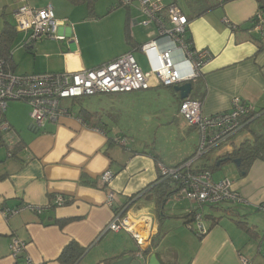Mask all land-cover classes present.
Here are the masks:
<instances>
[{
  "label": "crops",
  "instance_id": "obj_1",
  "mask_svg": "<svg viewBox=\"0 0 264 264\" xmlns=\"http://www.w3.org/2000/svg\"><path fill=\"white\" fill-rule=\"evenodd\" d=\"M103 1H107L105 8L101 0H96L90 12L85 5H73L68 0H0L2 27L6 23L14 26L13 14L23 4L36 9L51 6L55 20L62 23L58 29L61 40L28 42L16 32L15 49L10 53L12 71L24 76L90 70L131 52L142 71L148 72V61L137 49L156 38L155 25L146 27L151 28L152 35L142 37L140 30L146 28L140 25L142 16L137 3L127 8L119 5L120 0ZM163 2L178 7L176 0ZM183 3L185 11L178 8L189 22L187 38L191 48L206 50L211 55L201 77L191 83L188 98L201 103L205 117L229 112L233 99L238 98L264 119V35L253 31L250 23L258 9L257 0H183ZM173 59L178 70L185 74L187 65L181 55L175 54ZM174 87L159 86L152 79L147 90L120 94L158 104L160 116L166 119L158 126L191 140L189 149L169 157L154 150L150 154L132 149L129 137L121 130L108 128L118 126L113 115L99 117L96 112L86 110L91 116L85 119L81 109L73 111L76 100L63 102L72 111L71 117L46 123L39 129L30 117L26 121H9L4 116L20 142V149L12 155L1 137L0 149L4 152L0 153V264L16 262L9 251L12 238L25 245L22 259L31 264H59L57 258L70 241L88 248L79 264H104L107 259L127 258L139 250L132 236L125 231L105 230L118 212L136 225L140 224L136 222L138 218L146 222L145 229L137 226L144 238L149 237L145 238L143 250L156 255L161 264H243L241 257L248 264H262L264 213L256 207L264 202V162H254L244 177L236 167L230 169L231 164L217 170L221 176L216 182L231 180L232 189L245 203L205 207L204 224L209 231L202 238L185 226L184 218L194 209L188 201L170 199L162 210V218L155 213L153 195L155 187L163 181L159 164L175 167L190 159L200 144L197 128L179 113L183 100ZM159 90L166 91L159 94ZM103 95L117 94L97 96ZM136 110L145 117V122L155 119L156 113L149 106ZM248 138V131L242 129L194 165H213L217 158ZM106 172L112 178L103 185L100 178ZM109 194L113 195L112 205L107 203ZM58 198L64 200L62 205L56 204ZM169 203L172 206H167ZM22 205L44 210L40 214L22 211L4 217V210ZM64 219L75 220L60 229L55 221ZM213 220L216 224L211 227ZM241 222L254 229L257 240L250 239L237 227ZM252 242H257L258 247L253 248Z\"/></svg>",
  "mask_w": 264,
  "mask_h": 264
},
{
  "label": "built area",
  "instance_id": "obj_2",
  "mask_svg": "<svg viewBox=\"0 0 264 264\" xmlns=\"http://www.w3.org/2000/svg\"><path fill=\"white\" fill-rule=\"evenodd\" d=\"M258 9L254 15L253 31L264 35V0H257ZM137 3L142 16L140 25L144 28L151 25L156 27V38L138 47L147 59L149 71L144 72L137 64L131 52H127L115 60L103 64L95 69L77 72L45 73L39 75H16L0 55V135L11 147L18 143L15 133L6 123L4 116L11 101L25 102L29 108V117L36 127L42 128L46 123H58L62 118L71 117L72 111L63 106L64 101H75L82 97H92L101 94H121L144 91L150 88V81L163 87H173L184 83H193L201 77L204 66L210 61L211 55L206 50L196 51L188 42L187 31L189 22L180 9L173 4H164L163 0H120L119 5L129 7ZM14 27L17 33L26 37L28 42L40 40H61L58 35L62 24L54 18L51 6L41 9L21 5L13 14ZM180 54L187 65V72L182 74L173 59V55ZM179 113L191 126L200 133V144L191 159L175 167H164L159 164L160 178L172 179L177 183L176 192L172 195V202L186 200L193 206L192 221L186 228L197 237L207 234L208 228L204 224L203 209L215 207L223 203L242 204L245 201L232 189L231 180L224 178L213 181L208 171L191 172L194 163L209 153L216 146L229 141L244 127L242 120L257 117L254 108L244 104L240 99L232 101L229 112L218 113L205 117L201 113L199 101L183 100ZM121 144L124 141H120ZM112 178L106 172L100 178L101 184H107ZM113 195L107 198L108 205H112ZM64 200L58 198L56 204L62 205ZM256 209L264 213V202ZM44 208L22 205L16 209L4 210L5 218L22 211L40 214ZM140 224L131 222L123 212L115 214L106 226V231H125L134 239L138 252L136 256L143 264H147L148 257L143 255V246L147 238L139 232L137 226L144 229L146 222L136 219ZM25 245L16 238H12L9 251L13 259H17L24 251ZM243 264L248 261L240 258ZM24 264H31L28 259Z\"/></svg>",
  "mask_w": 264,
  "mask_h": 264
},
{
  "label": "trees",
  "instance_id": "obj_3",
  "mask_svg": "<svg viewBox=\"0 0 264 264\" xmlns=\"http://www.w3.org/2000/svg\"><path fill=\"white\" fill-rule=\"evenodd\" d=\"M73 5H85L90 12H92V8L96 2V0H68ZM199 16V14L195 15V17ZM251 29L254 24V17L250 20ZM16 37L15 27L10 24H5L0 30V55L6 60L8 66L12 70L11 58H10V50L13 44V41ZM128 38V34H127ZM189 42V41H188ZM80 114L85 118H90V114L84 110H80ZM244 124L243 129L247 130L250 138L243 140L238 145L233 146V149L230 153L223 155L216 159L213 165H193L190 168L191 172H202L208 171L211 174L220 169L223 165L232 164L234 161H238L239 164L236 166L237 172L241 177L246 176L252 164L256 161L264 162V119L262 115H258L257 117H248L242 120ZM20 143V142H19ZM15 144L11 147V153L14 155L17 150L20 149V144ZM0 146H3V142L0 135ZM152 154V152H149ZM193 157V156H192ZM191 157V158H192ZM190 158V159H191ZM189 159L185 160L187 162ZM182 162V163H184ZM178 164L177 166L181 165ZM217 163L219 165L217 166ZM83 184H88L94 186V183L82 181ZM177 183L172 179L163 180L155 187V192L153 195L154 204H155V213L158 218H162L164 215L163 209L168 201L171 199L172 195L176 192ZM132 200V199H131ZM211 218V217H210ZM186 224L192 221V214L190 213L185 218ZM212 219V218H211ZM75 219H64L55 221L56 225L62 229L67 224L73 222ZM216 224V221L213 220L211 227ZM237 227L242 230L247 236L252 240H257L258 235L254 231L252 227H248L245 223H237ZM209 231V230H208ZM202 238V237H200ZM88 248L81 247L75 241H70L63 249L61 250L57 261L59 264H79L81 259L86 254ZM143 255L148 257L150 255V251H143ZM121 259V257H117L114 259H107L103 261L104 264H112L114 261ZM22 255H19L16 259L15 264H24Z\"/></svg>",
  "mask_w": 264,
  "mask_h": 264
},
{
  "label": "rangeland",
  "instance_id": "obj_4",
  "mask_svg": "<svg viewBox=\"0 0 264 264\" xmlns=\"http://www.w3.org/2000/svg\"><path fill=\"white\" fill-rule=\"evenodd\" d=\"M212 1V0H211ZM178 7L185 11L183 0H176ZM210 2V1H209ZM101 5L105 8L107 6V1L104 2L101 0ZM2 29V22L0 20V30ZM140 30V29H139ZM141 36L146 34L147 36L152 35L151 28L146 30H140ZM148 32V33H147ZM142 36V37H143ZM16 43L12 45L10 53L15 49ZM163 91L159 90V94H162ZM74 104L73 111L77 112L80 109H85L88 111L96 112L99 117L101 116H110L113 115L115 118V124H118L117 127L110 125L109 129L121 130L127 137H129V144L132 149H143L146 152L161 153L166 157L171 156L172 154H179L181 151L189 149L191 145L190 139H185L182 134H175L174 130H165L166 127L158 126L159 123L165 122V117L160 116V110L158 104L150 100H133L127 96L120 94L117 95H103V96H92V97H82L76 100ZM162 102L161 100H158ZM140 106H149L152 111L156 113L155 119L145 122L144 118L141 117L140 113L137 112V107ZM157 107V108H156ZM155 108V110H153ZM131 109V110H129ZM30 108L25 102L11 101L8 103V108L5 113L6 119L12 121L16 120H29ZM28 118V119H27ZM30 123V121H29ZM145 130L146 132H143ZM149 132V133H148ZM170 133V134H167ZM194 133V132H192ZM133 140L134 142H132ZM131 141V142H130ZM146 146V147H144ZM4 151L0 149V153ZM226 167V166H225ZM230 169H236L234 164L228 166ZM221 172H214L212 174L213 180H219ZM167 206H172L170 203ZM206 211L204 212V215ZM263 233V230L261 231ZM262 233H260L262 235ZM121 235V234H120ZM253 248L258 247L257 242L251 243ZM264 264V259L260 260Z\"/></svg>",
  "mask_w": 264,
  "mask_h": 264
},
{
  "label": "water",
  "instance_id": "obj_5",
  "mask_svg": "<svg viewBox=\"0 0 264 264\" xmlns=\"http://www.w3.org/2000/svg\"><path fill=\"white\" fill-rule=\"evenodd\" d=\"M174 91L179 93V97L181 100H185L189 97L192 91V85L191 83H184L180 86H175ZM238 164H239L238 161H234L235 166H238ZM112 264H143V263L136 256V253H133V255H129L127 258L116 260ZM147 264H161V263L158 261L156 255L152 254L149 256Z\"/></svg>",
  "mask_w": 264,
  "mask_h": 264
}]
</instances>
